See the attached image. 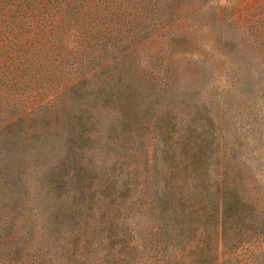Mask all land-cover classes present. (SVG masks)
<instances>
[{
	"label": "trees",
	"instance_id": "trees-1",
	"mask_svg": "<svg viewBox=\"0 0 264 264\" xmlns=\"http://www.w3.org/2000/svg\"><path fill=\"white\" fill-rule=\"evenodd\" d=\"M67 13L76 70L94 72L31 111L29 95L0 91V264H264V159L247 143L264 132L251 118L264 76L251 59L225 88L196 59L190 84L166 49L141 50L146 23ZM71 59L43 75L26 58L25 73L55 85Z\"/></svg>",
	"mask_w": 264,
	"mask_h": 264
},
{
	"label": "rangeland",
	"instance_id": "rangeland-1",
	"mask_svg": "<svg viewBox=\"0 0 264 264\" xmlns=\"http://www.w3.org/2000/svg\"><path fill=\"white\" fill-rule=\"evenodd\" d=\"M80 8L106 9L115 23L122 26L135 21L146 23L149 30L142 35L141 50L158 53L166 49L179 81L190 84L197 81L198 71L193 64L201 58L208 60L213 79L216 77L212 81L222 88L227 87L229 78L237 76V65L249 59L251 76H264V0L1 1L0 91L4 101L29 95L27 105L31 111L52 101L65 84L94 72L92 63L77 71L79 62L75 58L78 55L69 54L84 48L73 38L79 25L67 13ZM117 16L122 19L117 20ZM154 28L160 29L150 30ZM70 56L68 68L63 70V77L55 85L45 80L36 85L33 82L36 78L25 73L30 72L25 65L26 58L34 59L36 65L42 62L41 73L49 75L58 74L54 65ZM28 85L35 87L27 91ZM247 111L242 105L241 113ZM255 112L257 116L251 118L258 120L264 130V104L258 103ZM249 134L247 143L251 151L264 159V132L258 136Z\"/></svg>",
	"mask_w": 264,
	"mask_h": 264
}]
</instances>
